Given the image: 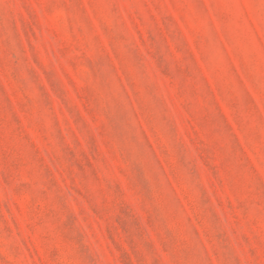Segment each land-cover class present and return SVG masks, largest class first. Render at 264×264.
<instances>
[{
	"label": "rangeland",
	"instance_id": "1",
	"mask_svg": "<svg viewBox=\"0 0 264 264\" xmlns=\"http://www.w3.org/2000/svg\"><path fill=\"white\" fill-rule=\"evenodd\" d=\"M0 264H264V0H0Z\"/></svg>",
	"mask_w": 264,
	"mask_h": 264
}]
</instances>
